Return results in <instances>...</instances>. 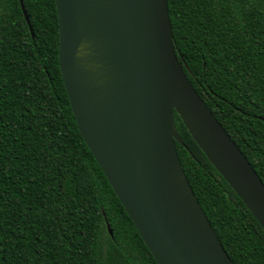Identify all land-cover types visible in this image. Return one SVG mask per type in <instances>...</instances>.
Instances as JSON below:
<instances>
[{
  "label": "trees",
  "instance_id": "1",
  "mask_svg": "<svg viewBox=\"0 0 264 264\" xmlns=\"http://www.w3.org/2000/svg\"><path fill=\"white\" fill-rule=\"evenodd\" d=\"M168 7L186 77L264 183V0ZM59 41L55 0H0V264H157L78 129ZM175 120L182 168L230 259L264 264L260 224Z\"/></svg>",
  "mask_w": 264,
  "mask_h": 264
},
{
  "label": "water",
  "instance_id": "2",
  "mask_svg": "<svg viewBox=\"0 0 264 264\" xmlns=\"http://www.w3.org/2000/svg\"><path fill=\"white\" fill-rule=\"evenodd\" d=\"M55 2L78 129L156 263L234 264L182 168L175 115L263 231L264 183L186 77L168 0Z\"/></svg>",
  "mask_w": 264,
  "mask_h": 264
}]
</instances>
